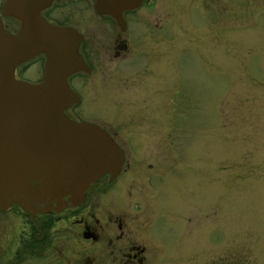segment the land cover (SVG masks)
Returning <instances> with one entry per match:
<instances>
[{
    "label": "rangeland",
    "instance_id": "1",
    "mask_svg": "<svg viewBox=\"0 0 264 264\" xmlns=\"http://www.w3.org/2000/svg\"><path fill=\"white\" fill-rule=\"evenodd\" d=\"M164 2L172 9L135 12L117 56L116 25L58 3L91 64L69 80L80 102L68 113L105 124L122 159L161 173L138 170L149 178L131 185L126 169L119 180L124 208L133 197L157 212L160 232L177 243L178 261L155 264H264V0ZM160 18L170 23L155 25ZM39 63L25 67L38 73Z\"/></svg>",
    "mask_w": 264,
    "mask_h": 264
},
{
    "label": "water",
    "instance_id": "2",
    "mask_svg": "<svg viewBox=\"0 0 264 264\" xmlns=\"http://www.w3.org/2000/svg\"><path fill=\"white\" fill-rule=\"evenodd\" d=\"M52 1L4 0L0 8V207L40 199L62 203L65 197L75 204L89 184L103 173L114 176L122 162L103 129L63 113L79 100L67 77L86 66L77 51L81 35L41 16ZM1 16L14 18L19 28L4 29ZM39 54L41 81L14 77L17 65ZM51 133L59 138L45 139ZM44 139L52 141L48 149Z\"/></svg>",
    "mask_w": 264,
    "mask_h": 264
},
{
    "label": "flooded vegetation",
    "instance_id": "3",
    "mask_svg": "<svg viewBox=\"0 0 264 264\" xmlns=\"http://www.w3.org/2000/svg\"><path fill=\"white\" fill-rule=\"evenodd\" d=\"M60 1L52 2L41 14L48 22L72 27L81 34L77 51L86 67L73 75L88 76L91 73V64L85 48V36L75 27L76 22L72 19L74 16L60 14L58 5ZM66 1L73 5L79 3L89 7L93 17L116 25L120 33L115 34L116 39L114 40L117 45L113 56H117L122 49L120 34L126 31L127 22L133 18L137 10L144 6L145 14L150 16L152 12L159 9L171 10L172 8L167 6L164 1L172 5L175 0ZM96 2L97 8L94 7ZM63 4H65V0H63ZM169 16L174 17L170 13ZM85 19L80 15L78 21L81 23ZM86 23L84 22V24ZM161 23L165 25V23H170V20L155 21L157 26ZM17 28L18 26L15 27V29ZM37 60L40 62V72L35 73L36 70H27L25 65ZM30 72L33 74L31 75ZM42 72L43 56L38 55L17 66L14 74L18 79L35 83L41 80ZM73 75L68 78L71 88L69 80ZM74 105L72 104L64 110V113L72 119L74 118L68 111ZM78 119L101 127L123 150L120 136L105 124L87 120L88 118L75 120L80 121ZM134 145L132 151L136 149L138 143ZM128 159L127 161L125 157L122 159L119 170L114 176L107 173L100 175L95 183L85 189L81 201L75 205H71L67 198H63L62 203L47 199L27 203L25 207L19 204H10L0 208V264H155L159 257L160 259L165 257L172 261H178L177 243L170 242L167 236L160 232L158 219L161 217L157 216V212L148 211L149 207L148 209L143 207L137 199L135 200L138 204L133 203V197L127 204L128 210H126L127 207L124 208V204L120 203L123 196L129 193V190L119 181L126 169L131 170L128 173L129 181L134 178L131 180V185L149 178V176L136 174L138 170H149L156 175L161 174L156 172L150 162L139 165L130 163L131 160L128 162ZM135 176L137 177L135 178ZM127 179L126 175L124 180ZM153 235L155 236L153 237ZM159 239H161V243L157 242ZM185 241L187 240H184L183 244H187ZM194 241L190 239L189 243L192 242L191 245L195 246ZM163 244L166 246L162 247ZM171 250L177 253L172 254Z\"/></svg>",
    "mask_w": 264,
    "mask_h": 264
},
{
    "label": "bare ground",
    "instance_id": "4",
    "mask_svg": "<svg viewBox=\"0 0 264 264\" xmlns=\"http://www.w3.org/2000/svg\"><path fill=\"white\" fill-rule=\"evenodd\" d=\"M29 136H31V134H29ZM58 138H59V134L58 133H51V135L45 136V139H50V140H53V141H56ZM45 139L42 140V145L45 146L48 149V147L52 144V141H47ZM91 140H93V139H91ZM64 149H62V150H64ZM45 200H47V199H40V200H35V201H45Z\"/></svg>",
    "mask_w": 264,
    "mask_h": 264
}]
</instances>
